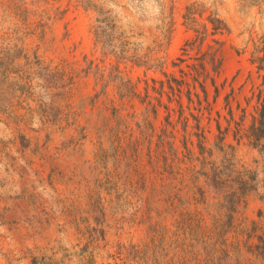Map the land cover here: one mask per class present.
Instances as JSON below:
<instances>
[{"label":"rangeland","instance_id":"rangeland-1","mask_svg":"<svg viewBox=\"0 0 264 264\" xmlns=\"http://www.w3.org/2000/svg\"><path fill=\"white\" fill-rule=\"evenodd\" d=\"M262 56L264 0H0V264H264Z\"/></svg>","mask_w":264,"mask_h":264},{"label":"trees","instance_id":"trees-1","mask_svg":"<svg viewBox=\"0 0 264 264\" xmlns=\"http://www.w3.org/2000/svg\"><path fill=\"white\" fill-rule=\"evenodd\" d=\"M186 23L188 26H190V29H192L194 32H196V37L193 41H188L186 43V46L190 47L191 49L195 48V44L197 40L201 39L202 41L204 40V36L202 38V32L197 30L194 24V19L191 16V8H188L187 14L185 16ZM209 22L212 24L213 28V34L217 32H221L224 30H227L226 25L222 20L217 18L216 16L212 15L208 18ZM254 62H258L260 68H263L264 66V56L262 57H257L254 59ZM251 137L253 138V144H259L260 141L264 138V106L263 109L260 112V116L257 119V121L251 126Z\"/></svg>","mask_w":264,"mask_h":264}]
</instances>
